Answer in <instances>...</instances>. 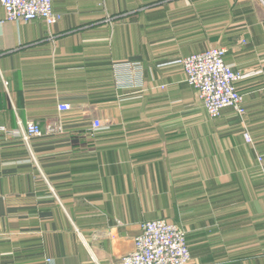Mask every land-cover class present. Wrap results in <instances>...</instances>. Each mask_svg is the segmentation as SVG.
Wrapping results in <instances>:
<instances>
[{"label":"crops","instance_id":"0c3cea01","mask_svg":"<svg viewBox=\"0 0 264 264\" xmlns=\"http://www.w3.org/2000/svg\"><path fill=\"white\" fill-rule=\"evenodd\" d=\"M53 10L12 22L0 3V264H120L153 219L185 230L193 264H264V3ZM210 47L244 75V120L211 118L172 63ZM29 121L62 130L25 139Z\"/></svg>","mask_w":264,"mask_h":264},{"label":"built area","instance_id":"2783aa9c","mask_svg":"<svg viewBox=\"0 0 264 264\" xmlns=\"http://www.w3.org/2000/svg\"><path fill=\"white\" fill-rule=\"evenodd\" d=\"M53 2L54 0H0L7 20L29 22L39 19L48 25L60 19V15L53 10ZM226 53L227 50L223 47H210L178 57L172 63L182 68L187 82L198 91L202 105L211 118H218L225 108H232L244 120L247 109L238 87L244 75L226 62ZM71 110L70 103L58 104L61 115ZM105 127L106 122L102 118L92 121L91 128L94 131ZM61 130L60 125L54 124L48 125L44 130L34 121H29L24 138L40 137ZM244 137L247 142H253L248 131H244ZM120 264H193L185 230L168 219L144 222L141 233L134 239V248L121 258Z\"/></svg>","mask_w":264,"mask_h":264},{"label":"rangeland","instance_id":"374dc122","mask_svg":"<svg viewBox=\"0 0 264 264\" xmlns=\"http://www.w3.org/2000/svg\"><path fill=\"white\" fill-rule=\"evenodd\" d=\"M260 2H262V0H259ZM103 119V118H102ZM105 120V119H104Z\"/></svg>","mask_w":264,"mask_h":264}]
</instances>
